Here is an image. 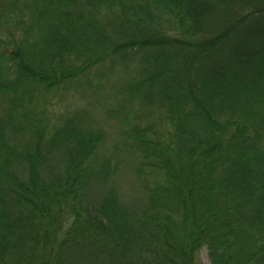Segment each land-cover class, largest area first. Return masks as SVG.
Segmentation results:
<instances>
[{"label":"trees","instance_id":"16d2710c","mask_svg":"<svg viewBox=\"0 0 264 264\" xmlns=\"http://www.w3.org/2000/svg\"><path fill=\"white\" fill-rule=\"evenodd\" d=\"M98 64L155 106L124 131L135 202L98 167L101 132L32 104ZM202 248L264 264V0H0V264H200Z\"/></svg>","mask_w":264,"mask_h":264},{"label":"rangeland","instance_id":"374dc122","mask_svg":"<svg viewBox=\"0 0 264 264\" xmlns=\"http://www.w3.org/2000/svg\"><path fill=\"white\" fill-rule=\"evenodd\" d=\"M105 69V65H96L84 78L71 83L67 90L60 88L45 94L39 92L33 96L32 104L44 110L50 128L67 118L76 117L82 128L101 132L98 167L106 171V161H109L111 171L115 170L108 178L110 183L117 187L124 200L135 202L142 197L133 175L137 156L125 149L124 131L132 124H144L155 119V106H142L137 98L130 99L123 93L122 87L130 79V71L124 70L121 65L109 71ZM145 111H149L146 116L143 115ZM94 189L102 192L106 185L96 184ZM198 259L200 264H211L205 248L199 251Z\"/></svg>","mask_w":264,"mask_h":264}]
</instances>
